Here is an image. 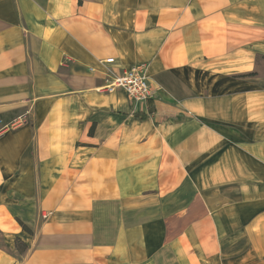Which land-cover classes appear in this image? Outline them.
<instances>
[{
	"label": "crops",
	"instance_id": "0c3cea01",
	"mask_svg": "<svg viewBox=\"0 0 264 264\" xmlns=\"http://www.w3.org/2000/svg\"><path fill=\"white\" fill-rule=\"evenodd\" d=\"M0 119V264H264V0H0Z\"/></svg>",
	"mask_w": 264,
	"mask_h": 264
},
{
	"label": "built area",
	"instance_id": "2783aa9c",
	"mask_svg": "<svg viewBox=\"0 0 264 264\" xmlns=\"http://www.w3.org/2000/svg\"><path fill=\"white\" fill-rule=\"evenodd\" d=\"M102 62L106 64L107 68H111L115 58L108 57ZM90 69L95 70L94 67H90ZM119 88L124 89L136 102H145L156 92L142 66L131 67L122 73L113 72L110 81L105 86V91L114 92ZM19 125V121L8 124L0 119V134Z\"/></svg>",
	"mask_w": 264,
	"mask_h": 264
},
{
	"label": "trees",
	"instance_id": "16d2710c",
	"mask_svg": "<svg viewBox=\"0 0 264 264\" xmlns=\"http://www.w3.org/2000/svg\"><path fill=\"white\" fill-rule=\"evenodd\" d=\"M23 228L26 230V231H29L31 232V230L29 229V227L26 226V224H24L23 222H21ZM22 242L18 239L17 240V248L18 250H23L26 248V245L23 243V247L21 246Z\"/></svg>",
	"mask_w": 264,
	"mask_h": 264
}]
</instances>
